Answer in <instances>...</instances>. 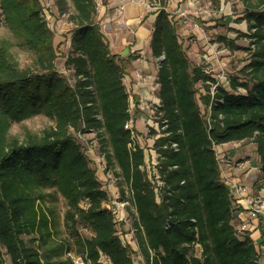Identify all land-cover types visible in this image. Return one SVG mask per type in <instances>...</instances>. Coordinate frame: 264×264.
<instances>
[{
    "label": "trees",
    "instance_id": "16d2710c",
    "mask_svg": "<svg viewBox=\"0 0 264 264\" xmlns=\"http://www.w3.org/2000/svg\"><path fill=\"white\" fill-rule=\"evenodd\" d=\"M51 1L62 14L68 13L67 5L72 8L64 62L72 84L55 68L54 34L41 0H0L3 23L33 56L20 67L9 51L11 43L0 42V264L4 258L10 264H73L68 252L86 264H101L103 255L110 264H134L131 248L118 234V219L105 207L110 196L77 133L92 135L89 141L99 145L103 163L119 178V196L129 192L132 237L145 264H259L249 231L236 229L230 188L214 146L251 141L259 165L251 189H264V0H239L247 32L234 39H248L247 64L242 77L228 78L212 95L215 79L203 67L192 66L165 0H157L149 48L154 58L163 56L156 98L168 132L154 141L163 182L158 200L143 151L137 144L129 148L131 135L124 128L132 118L123 84L130 59L110 52L93 0ZM217 42L229 51L242 49L225 35ZM197 84L203 88L198 97ZM33 115L53 125L40 134L25 130L22 138L9 133L13 122ZM170 143H177L178 151ZM57 195L76 238V247H66L63 258L55 248L41 252L51 241V221L36 205Z\"/></svg>",
    "mask_w": 264,
    "mask_h": 264
},
{
    "label": "rangeland",
    "instance_id": "374dc122",
    "mask_svg": "<svg viewBox=\"0 0 264 264\" xmlns=\"http://www.w3.org/2000/svg\"><path fill=\"white\" fill-rule=\"evenodd\" d=\"M198 1L200 7L203 8L202 10H193L186 0H182L180 3H178L177 10L181 12L185 11V14L182 17H177V14L174 13V10H169L171 9V7L169 6L168 0H165L164 8L166 12L168 11L167 13L169 14V18L177 25L178 38L179 40H181L182 47L186 51V54L189 57L192 66L199 65L203 67L204 69H206L209 75H212L215 81L217 79V75H223L224 80L220 79L219 84L225 85V83L228 81V78L230 77H242V75L240 74L241 70L247 64L248 51L245 50V48L248 47V39L244 38L243 36H237V38L234 39L236 35H238V33L247 32L246 25L241 20L243 7L239 0ZM41 4L43 7V14L47 26L54 34L53 43L56 46L57 51L55 68L58 73H60L65 79L68 80L69 83L72 84L73 78L70 72H68L64 66L65 57L69 51V46L66 47V40H69L67 41L69 44L71 36L70 29L72 28V25L68 22L67 19L68 13L71 12L72 8L70 5H67L68 13L62 14L53 5V2L51 0H41ZM146 5L147 6L144 5V9L147 13L150 14L156 12V8L159 7V3L157 0H146ZM209 21H213L214 24L210 27L203 26L204 34L207 38L206 43H204V41L203 43L196 45L195 36L192 32L193 28L196 29V25H203L202 23H207ZM228 25L237 27L240 30H234ZM235 31H237V33H235ZM219 35H225L227 38L233 39L234 42L242 49L229 51V49H227L224 44L217 42V37ZM1 40H6L11 43L9 51L20 67H25L31 63L33 57L32 54L16 43V40L3 23L2 17L0 15V42ZM208 44V48H211L210 54H207L206 50L204 49V47H207ZM135 54L136 56L140 55V53L138 52H135ZM204 55L206 58H203ZM154 67L155 65H153V68ZM196 88L198 91V97L200 93H203V88L199 84L196 85ZM156 93L157 91H155V94ZM156 103L158 102L156 101ZM144 104L145 107L143 110L137 108L138 111L136 113H131L133 114V125L136 132L135 142L142 147V151L144 153L143 155L145 156V154L147 153V148L152 142L148 141L151 134L146 135L144 122L148 120L147 116L150 115V112L155 111L156 113L157 110H153L155 105H153L151 101ZM202 113L204 117H206V112L204 110H202ZM151 116L154 117V115ZM52 125L53 122L43 115H33L21 122H13L10 126L9 133L11 135L17 136L18 138H22L25 130H29L35 134H40L43 129L48 128ZM91 137L92 135L84 136L83 140L80 141V144L82 148L86 150V154L92 160L93 167L96 170L97 179L110 196L109 202L112 210L116 211V209L114 208L115 197L113 195L115 189L112 186H115L116 183H118V180L115 179L116 177L114 176V170L103 163L99 151V145L96 144L94 146H91V142L89 141ZM214 150L216 152L221 173L224 170V166H226L224 160H229L230 163H234L236 161H246V169H251V173L256 171L254 169V164L257 163V156L255 154V145L251 141L229 142L226 144L214 146ZM229 175L230 174H228V176ZM251 175L249 173L247 174V177L245 179H241L242 185H244L248 189L251 188V183L253 180L251 179ZM123 187H125V185H123ZM228 187L230 188L229 185ZM43 193L47 194L48 190H44ZM36 205L38 206V208L44 210L47 215H49L51 221V241H49L46 246L41 249V252L44 254L47 249L55 248L60 254V258H63V253L66 247L69 246L71 249H74L76 247L75 233L69 228V226H66L64 222V213L66 211L64 200L58 195L55 199H52L50 196H45L43 200L37 201ZM81 205L83 207H86L87 203L83 201ZM124 216L125 217L121 220V213L118 211H116L115 213V217L116 219H118V234L121 237L122 241L131 248L130 255L133 259L134 264H145L144 260L136 249L132 237L134 231L133 208L128 207L127 209H125ZM82 234L84 235L83 232ZM4 264H10L7 258H4ZM260 264H264V256L260 257Z\"/></svg>",
    "mask_w": 264,
    "mask_h": 264
},
{
    "label": "crops",
    "instance_id": "0c3cea01",
    "mask_svg": "<svg viewBox=\"0 0 264 264\" xmlns=\"http://www.w3.org/2000/svg\"><path fill=\"white\" fill-rule=\"evenodd\" d=\"M186 1L193 10L203 9L200 7L198 0ZM168 2L171 7L169 10H174V13H177V10L174 8L175 0H168ZM122 5L123 9L121 10L120 7ZM144 8L145 6L142 4L129 1L124 2L123 0H98L97 6V21L101 32L109 42L110 52L118 55L123 60L130 59L126 62L127 65L123 77V84L129 94L130 103L134 105V108L131 109L133 114L137 108L143 110L145 107L144 103L149 101L156 103L157 101L155 92L150 90L151 78L146 79L148 76L155 77L157 74L156 63L149 48L156 13H147ZM202 24L203 25H196V29L193 28L192 30L196 45L204 41V43H206L207 38L205 37L203 26L210 27L214 22L209 21ZM228 26L234 30H240L237 27ZM67 41L69 40H66V47L69 46ZM179 41L181 42V40ZM208 47L209 44L207 47L205 46L204 49L207 54H210L211 48L209 49ZM135 52L140 53V55L136 56ZM153 65H155L154 68ZM133 97L136 101H134ZM140 104L142 106L139 107ZM254 169L256 171L253 173H251L252 171L249 172L250 175L252 174L251 179H253L258 172V163L254 164ZM228 174L234 176V180L240 181L247 177V174L244 175V173L235 172L229 168V166H224V170L221 173L222 179L224 175Z\"/></svg>",
    "mask_w": 264,
    "mask_h": 264
},
{
    "label": "built area",
    "instance_id": "2783aa9c",
    "mask_svg": "<svg viewBox=\"0 0 264 264\" xmlns=\"http://www.w3.org/2000/svg\"><path fill=\"white\" fill-rule=\"evenodd\" d=\"M93 1L98 6V0H93ZM123 1L135 2L137 4H142L147 6L146 0H123ZM181 1L182 0H175V7H174L175 10H177V4L180 3ZM120 9L121 10L123 9V5L120 7ZM176 14L177 17H182L185 14V11L181 12L177 10ZM203 58H206L205 55L203 56ZM154 60L156 63V72H157L158 62L163 60V56L154 58ZM204 70L206 71V69ZM146 79H150V87H151L150 90L155 92L158 89L157 77L148 76L146 77ZM220 79L224 80V76L217 75L216 81L211 85V89H210L211 95L214 93V88L217 85H220L219 84ZM141 104L139 105V107L142 106ZM152 104L155 105L154 107L155 109L153 108V110H157V112L156 113L155 111L150 112V115L147 116L148 120L144 122L146 135L151 134V136L149 137L150 139H148V141L152 142L151 144H149V147L147 148V153L145 154V156L147 157L144 156V166L147 171L148 178L150 179L152 184H154V192L156 194V200H158L157 192L158 189L162 186L163 182L160 180L158 174V165L161 155L158 152L157 148L155 147L154 141L159 137L166 136L168 132H164L167 127L166 124L167 121L166 119L162 118V113L158 111L159 103H152ZM132 108H134V105L130 103L129 111L131 116H132L131 113ZM151 115H154V117H152ZM133 123H134L133 119L130 118V120L124 125V128L130 131L131 144L128 146L129 148L132 147V149H133V145L137 144L135 142L136 132ZM84 136L86 135L77 133V137L80 140H83ZM90 142H91L90 143L91 146L97 144L95 140H91ZM139 147L142 149L141 146ZM170 148L172 149L173 152L178 151L177 143H170ZM224 162L226 166H229V168H231L235 172H239V173L243 172L244 174H248L249 172H251V169H246L247 167L246 161H236L234 163H230L229 160H224ZM115 179L119 180V178H115ZM224 181L230 186V195L234 206L233 214H234V222L236 229L240 233L249 231V236L255 243L256 251L259 257L258 263L260 264V257L264 256V189L263 188L259 190H253L251 188L248 189L244 185H242L241 181L236 179L234 180V176L232 175L229 176L224 175ZM112 187L115 189V191L113 192V195L115 197L114 208L116 209V211L121 213V220H122L125 217L124 216L125 209H127L128 207H132L129 198V192L126 191L124 198H121L119 196L117 186L115 185ZM105 207L111 210L115 216L116 211L112 210L110 206V202L106 203ZM66 257H68L73 262V264H86L79 256L74 255L72 252L66 253ZM100 259H101V264H110V261L106 256L103 255L100 257Z\"/></svg>",
    "mask_w": 264,
    "mask_h": 264
}]
</instances>
